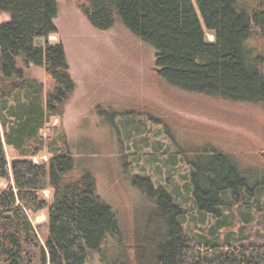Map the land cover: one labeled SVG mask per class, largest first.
<instances>
[{
    "label": "trees",
    "instance_id": "obj_1",
    "mask_svg": "<svg viewBox=\"0 0 264 264\" xmlns=\"http://www.w3.org/2000/svg\"><path fill=\"white\" fill-rule=\"evenodd\" d=\"M60 1L0 0V13L10 16L0 23V180L7 183L0 188V264H33L36 258L41 264H87L88 253L100 252L108 238L113 243L100 252L106 264H264V154L256 167H244L213 143L191 141L169 157L183 156L191 168L193 206L203 222L215 219L200 231L185 224L180 194L156 186L150 176L133 175L132 183L157 208L144 234L127 239L98 196L92 170L76 169L65 142L44 139L50 119L64 113L76 89L64 44L49 42L58 32ZM76 2L95 28L122 23L152 45L156 77L171 88L264 105V0ZM31 64L45 69L53 84L47 93L43 82L27 76ZM97 110L118 134V117L129 118L123 125L138 123L130 112ZM6 146L18 154L11 163ZM45 148L50 157L36 162ZM46 209L43 245L30 214Z\"/></svg>",
    "mask_w": 264,
    "mask_h": 264
},
{
    "label": "rangeland",
    "instance_id": "obj_2",
    "mask_svg": "<svg viewBox=\"0 0 264 264\" xmlns=\"http://www.w3.org/2000/svg\"><path fill=\"white\" fill-rule=\"evenodd\" d=\"M9 19L8 14L0 13V23ZM55 22L58 32L49 42L64 44L76 89L64 113L50 119L42 132L44 139L49 142L53 138L58 146L65 142L76 169L92 170L98 196L111 206L127 239L144 234L157 208L132 183L133 175L150 176L156 186L180 194L189 229L200 231L215 222L212 216L203 222L193 206L188 191L191 168L183 156L174 162L169 157L178 155L191 141H202L233 154L244 167H256L264 154V105L217 100L171 88L156 77L152 45L122 23L108 30L95 28L76 0L60 1ZM206 36L214 41L211 32L206 31ZM25 71L28 77L44 83L45 93L52 89L44 68L31 64ZM98 106L130 112L138 123L123 125L121 121L129 118L118 117V134L98 114ZM6 150L11 163L18 154L11 146ZM49 157L45 148L34 160ZM3 187L7 183L0 180ZM44 197L50 202L51 192H44ZM48 215L49 209L30 214L43 245L49 234ZM113 241L108 238L102 250ZM100 252L90 251L87 264H106ZM33 264H41L40 258Z\"/></svg>",
    "mask_w": 264,
    "mask_h": 264
},
{
    "label": "water",
    "instance_id": "obj_3",
    "mask_svg": "<svg viewBox=\"0 0 264 264\" xmlns=\"http://www.w3.org/2000/svg\"><path fill=\"white\" fill-rule=\"evenodd\" d=\"M43 43V39H38L37 44L41 45Z\"/></svg>",
    "mask_w": 264,
    "mask_h": 264
},
{
    "label": "built area",
    "instance_id": "obj_4",
    "mask_svg": "<svg viewBox=\"0 0 264 264\" xmlns=\"http://www.w3.org/2000/svg\"><path fill=\"white\" fill-rule=\"evenodd\" d=\"M35 161H36V162H40V161H39V160H37V159H35ZM47 191H49V190H47ZM45 192H46V191H45Z\"/></svg>",
    "mask_w": 264,
    "mask_h": 264
}]
</instances>
